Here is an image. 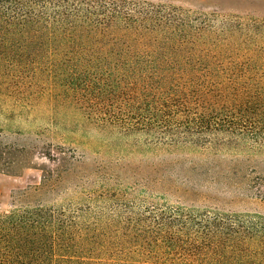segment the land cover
<instances>
[{
	"label": "trees",
	"instance_id": "1",
	"mask_svg": "<svg viewBox=\"0 0 264 264\" xmlns=\"http://www.w3.org/2000/svg\"><path fill=\"white\" fill-rule=\"evenodd\" d=\"M189 23L179 8L147 1L0 0V106H7L0 114L10 120L17 116L15 109L29 106L69 111L108 136L142 134L152 150L262 146L264 44L243 47L249 40L262 41L264 25L224 24L240 39L233 51L237 58L227 66L215 64L212 77L222 82L201 90L203 95L177 79L188 75L185 69L174 71L184 63L175 62L178 47L161 36ZM218 135H224L219 143L214 140ZM36 150V144L0 142V160L8 169L22 168ZM70 171L46 170L39 185L13 197L12 210L0 215V264H160L144 254L109 253L113 244L101 238L118 230L113 228L116 218L103 225L102 212L90 206L98 198L110 199L107 195L82 191L77 194L82 204L57 202L58 194L70 193L63 185ZM262 185L264 179L250 178L247 189L264 200ZM149 190V184H136L129 192ZM121 203L124 237L134 228L137 238L147 236L145 244H173L187 237L189 245L210 249V264H264L262 213L156 203L144 217L134 214V201ZM92 232L97 234L90 237Z\"/></svg>",
	"mask_w": 264,
	"mask_h": 264
},
{
	"label": "rangeland",
	"instance_id": "2",
	"mask_svg": "<svg viewBox=\"0 0 264 264\" xmlns=\"http://www.w3.org/2000/svg\"><path fill=\"white\" fill-rule=\"evenodd\" d=\"M137 1L171 5L187 16L190 23L180 26V32L171 34L165 31L161 36L166 43L178 47L175 62L184 63L174 71L185 69V75H188L182 80L181 77L177 79L182 84L190 83L183 85L202 94L201 90H209L212 83L222 82L212 77L215 64L227 66L237 58L233 51L240 39L228 34L224 24L236 21L264 25V0ZM257 44L262 46L264 37L262 41L249 40L248 46L243 48L254 49ZM167 59H171L169 53ZM6 107L0 106V112L7 110ZM15 113L17 116L10 120L0 114V142L18 146L36 144L37 150L22 168L8 169L4 160H0V215L12 210L13 197L19 191L39 185L46 170L70 169L65 176L67 182H63L70 193L58 194L57 202L60 205L64 203L62 199L78 202L77 194L82 191L86 194L97 191L98 195L110 197L108 200L98 198L90 204L92 210L102 212L103 225L108 218H116V227L113 228L118 230L101 238L113 244L114 251L109 253L129 258H139L144 254L145 257L156 258L160 264H210V249L201 243L189 245L190 238L187 237L181 238V242L175 240L173 244H164V240L162 243L153 240L145 244L147 236L137 238L136 228L124 237L118 216L126 208L121 206L125 205L121 202L134 201L131 206L134 214L144 217L148 216L144 211L156 203L264 214V200L255 196V191L247 189L248 179H264V144L256 148L246 144L222 146L212 151L181 146L172 150H152L144 145L146 137L142 134L129 139L108 136L92 125L84 124L80 116L69 111L29 106L24 110L15 109ZM65 137L67 141L62 139ZM206 137L210 140V134ZM223 139L224 135L214 138L218 143ZM61 146L65 154L61 152ZM46 149L51 159L44 156ZM136 184H149L151 190L143 195L142 191L129 192ZM259 188L264 190L263 185ZM76 205L71 204L69 208L74 209ZM87 219L90 225L96 224L92 217ZM96 234L92 232L90 237ZM126 239L131 240V244L126 243ZM159 257L168 258V261Z\"/></svg>",
	"mask_w": 264,
	"mask_h": 264
}]
</instances>
